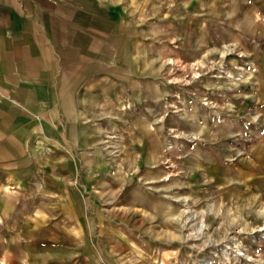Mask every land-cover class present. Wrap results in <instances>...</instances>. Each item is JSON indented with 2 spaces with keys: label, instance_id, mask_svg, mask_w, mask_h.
Here are the masks:
<instances>
[{
  "label": "crops",
  "instance_id": "0c3cea01",
  "mask_svg": "<svg viewBox=\"0 0 264 264\" xmlns=\"http://www.w3.org/2000/svg\"><path fill=\"white\" fill-rule=\"evenodd\" d=\"M204 39L242 43L254 76L242 104L264 111V0H0V264L103 263L92 235L107 231L105 215L90 192L106 186L124 137L137 139L126 152L153 190L169 187L150 122L165 90L156 65ZM200 147L191 184H227ZM155 192L153 219L165 224Z\"/></svg>",
  "mask_w": 264,
  "mask_h": 264
},
{
  "label": "rangeland",
  "instance_id": "374dc122",
  "mask_svg": "<svg viewBox=\"0 0 264 264\" xmlns=\"http://www.w3.org/2000/svg\"><path fill=\"white\" fill-rule=\"evenodd\" d=\"M227 28L212 29L221 39ZM197 44L202 50L188 55L191 46L176 43L180 48L156 65L165 90L150 122L162 132V181L169 187L153 190L147 171L134 166L139 155L126 152L137 139L124 137L120 151L107 155L117 166L107 170L106 186L90 192L94 216L105 215L107 231L94 228L92 235L102 264H264V111L242 104L253 58L235 40ZM234 47L245 56L224 57ZM195 146L213 149L216 172L230 173L227 184H191L187 167L200 158ZM154 191L164 194L165 224L153 219Z\"/></svg>",
  "mask_w": 264,
  "mask_h": 264
},
{
  "label": "built area",
  "instance_id": "2783aa9c",
  "mask_svg": "<svg viewBox=\"0 0 264 264\" xmlns=\"http://www.w3.org/2000/svg\"><path fill=\"white\" fill-rule=\"evenodd\" d=\"M235 48L236 47H234V48H232V49H228V51H226V52H224V57H228V56H230V55H232V54H237L236 56L238 57V58H243L244 56H245V54L243 53V51H239V50H237L236 52H235ZM242 70H244V68L242 67L241 68ZM194 70L195 71H197L198 69H197V67L195 66V68H194ZM197 74H199V73H197ZM200 76V74L196 77V78H198ZM208 104H212L211 105V107H213L214 105H213V103L212 102H204V105H208Z\"/></svg>",
  "mask_w": 264,
  "mask_h": 264
}]
</instances>
